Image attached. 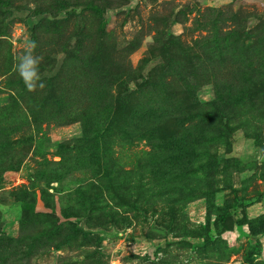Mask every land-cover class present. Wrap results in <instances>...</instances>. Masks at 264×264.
I'll list each match as a JSON object with an SVG mask.
<instances>
[{
  "label": "rangeland",
  "instance_id": "374dc122",
  "mask_svg": "<svg viewBox=\"0 0 264 264\" xmlns=\"http://www.w3.org/2000/svg\"><path fill=\"white\" fill-rule=\"evenodd\" d=\"M0 264H264V0H0Z\"/></svg>",
  "mask_w": 264,
  "mask_h": 264
},
{
  "label": "clouds",
  "instance_id": "9594fccd",
  "mask_svg": "<svg viewBox=\"0 0 264 264\" xmlns=\"http://www.w3.org/2000/svg\"><path fill=\"white\" fill-rule=\"evenodd\" d=\"M37 46L36 41L29 42L26 46V53L18 57V73L29 91H34L38 87L42 89L45 86L39 74V64L42 58L34 54Z\"/></svg>",
  "mask_w": 264,
  "mask_h": 264
}]
</instances>
